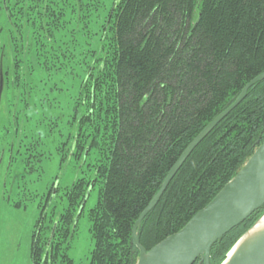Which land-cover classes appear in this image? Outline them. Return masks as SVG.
<instances>
[{
    "label": "trees",
    "instance_id": "16d2710c",
    "mask_svg": "<svg viewBox=\"0 0 264 264\" xmlns=\"http://www.w3.org/2000/svg\"><path fill=\"white\" fill-rule=\"evenodd\" d=\"M11 24L3 35L9 39L5 54L11 50L26 72L28 62L59 77L84 69L66 122L74 129L68 133L72 148L62 149L66 156L97 153L92 178H77L65 189L66 207L47 225L51 190L45 195L31 235V264H74L67 255L71 227L97 184L98 199L88 213V264H135L139 252L131 230L141 211L193 138L264 71V0H14ZM26 53L32 58L26 60ZM16 72L7 82L20 88L18 117L24 119L30 99L37 102L28 80L17 83ZM57 108L58 116L49 119L56 124L63 118L62 104ZM263 140L264 79L183 161L142 219L140 244L149 250L181 229ZM263 208L212 245L210 264L224 261Z\"/></svg>",
    "mask_w": 264,
    "mask_h": 264
},
{
    "label": "rangeland",
    "instance_id": "374dc122",
    "mask_svg": "<svg viewBox=\"0 0 264 264\" xmlns=\"http://www.w3.org/2000/svg\"><path fill=\"white\" fill-rule=\"evenodd\" d=\"M105 9L103 15L108 14L107 7ZM100 18L102 19L103 16ZM2 20L3 17L0 14V24ZM8 40L1 34L0 44L4 42L6 47H9ZM0 53L2 55V49ZM24 55L26 60L32 58L29 53ZM12 58L15 56L10 50L5 54L4 68L11 74L17 70H24V72L15 73L21 74L17 83L21 84L28 80L33 90L31 97L34 98L35 103L37 102V106H34L36 104L33 105V100L30 99V108L26 113L28 118L22 115L24 118L22 124L18 126L7 124L8 122L4 124L2 121L7 119V109L10 104L14 107L16 117L19 119L18 101L22 98L18 95L19 86L8 80L0 107V264H31V235L39 218L40 208L45 204V195L52 189L51 198L45 205V219L42 222L47 225L51 217H58L66 207L65 189L70 187L77 178H92L97 153L95 150L89 152L87 156L85 153L82 156H73L70 155V151L66 156L67 151H65L72 148L73 140L68 133L73 132L74 129L70 128V123L66 122L72 114L76 93L82 90L84 69L78 74H63L59 77L53 75V71H48L46 74L38 68L40 65L36 63L31 65V62H28L29 70L27 69L26 72L25 64L17 63L16 60L11 62ZM84 63L82 62L81 65H86ZM32 69L35 70L32 71ZM11 84L14 86L12 87ZM42 84L45 86L44 91H38L41 94L37 96V90ZM80 98L81 94L79 100ZM39 104L43 106L40 107ZM55 104H62L61 111H63L62 121L57 124L49 121L51 115L58 116L60 112L59 108L56 111ZM12 106L8 109L10 112ZM42 117H47L48 121L45 119L42 121ZM26 119L29 121H25ZM19 120L22 121V119ZM21 139L31 143L33 150L26 153L20 150L22 155L17 154ZM12 144L13 160L9 163ZM64 147L66 149L63 151ZM29 152H33V156ZM28 153V160L21 159ZM98 187L97 184L90 190L81 215L71 227L67 255L74 264L89 263L93 240L89 231L88 213L98 199Z\"/></svg>",
    "mask_w": 264,
    "mask_h": 264
},
{
    "label": "water",
    "instance_id": "95a60500",
    "mask_svg": "<svg viewBox=\"0 0 264 264\" xmlns=\"http://www.w3.org/2000/svg\"><path fill=\"white\" fill-rule=\"evenodd\" d=\"M262 79H264V71L251 79L242 88L233 103L214 117L176 159L160 188L133 224L131 237L139 252L135 264H193L196 259H200L203 264H210L212 245L231 229L242 223L254 211L264 207L263 140L239 171L181 229L167 236L149 250H146L138 239L137 229L142 219L156 205L183 161L213 127L241 102L248 88ZM1 90L2 77L0 78V93ZM88 193L89 191H87L77 214L83 207ZM221 264H264V233L250 245L240 251H235L227 260L225 258Z\"/></svg>",
    "mask_w": 264,
    "mask_h": 264
},
{
    "label": "flooded vegetation",
    "instance_id": "af4514ba",
    "mask_svg": "<svg viewBox=\"0 0 264 264\" xmlns=\"http://www.w3.org/2000/svg\"><path fill=\"white\" fill-rule=\"evenodd\" d=\"M14 13V0H0V14L3 17L2 23L0 24V36L1 34H5L6 29L8 28V26L10 25V27H12L13 25L11 24V19H12V14ZM14 28V26H13ZM5 48H6V43L2 42V44H0V49H2V55L0 53V78L2 77V90L0 93V107H1V102L3 100V93H4V89H5V84H7V79L10 78L12 76V74L10 72H8V69L4 68V58H5ZM15 58L11 59L14 61ZM6 70V71H5ZM5 72H7L8 74H6ZM12 106V104L9 105V108ZM8 108V109H9ZM14 107L12 106V111L10 112L7 109L8 112V116L7 119L3 120L2 122L5 124L6 122H8L7 124H13V125H19L22 124V121H20L19 119H17L16 117V112L13 109ZM23 143H21L19 141L18 143V147L22 146ZM24 146V152L22 153H26L31 149V145H23ZM28 151H27V150ZM35 151V150H34ZM13 144L10 147V158H9V163H11V161L13 160ZM22 153L19 151L17 154H21ZM31 156H33V152H29ZM29 153L25 156H20L21 159L23 160H28V155ZM38 155V153H36ZM71 155V154H70ZM52 190V189H51ZM89 191V190H88Z\"/></svg>",
    "mask_w": 264,
    "mask_h": 264
},
{
    "label": "bare ground",
    "instance_id": "6f19581e",
    "mask_svg": "<svg viewBox=\"0 0 264 264\" xmlns=\"http://www.w3.org/2000/svg\"><path fill=\"white\" fill-rule=\"evenodd\" d=\"M264 233V212L260 214L255 222L239 237L236 243L228 251L226 260L230 258L235 251H240L250 245L257 237Z\"/></svg>",
    "mask_w": 264,
    "mask_h": 264
}]
</instances>
